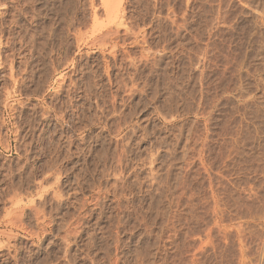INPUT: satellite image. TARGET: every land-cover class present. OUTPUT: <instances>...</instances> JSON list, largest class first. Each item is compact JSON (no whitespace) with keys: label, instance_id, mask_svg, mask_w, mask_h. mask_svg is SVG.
<instances>
[{"label":"rangeland","instance_id":"obj_1","mask_svg":"<svg viewBox=\"0 0 264 264\" xmlns=\"http://www.w3.org/2000/svg\"><path fill=\"white\" fill-rule=\"evenodd\" d=\"M0 23V264H264V0Z\"/></svg>","mask_w":264,"mask_h":264},{"label":"bare ground","instance_id":"obj_2","mask_svg":"<svg viewBox=\"0 0 264 264\" xmlns=\"http://www.w3.org/2000/svg\"><path fill=\"white\" fill-rule=\"evenodd\" d=\"M30 2H31V0H30ZM37 2V1H36ZM249 2V1H248ZM104 4L106 5L107 4V2L105 1L104 2ZM241 4V3H240ZM258 3H256V5H257ZM69 5V4H68ZM93 6V5H92ZM222 6V5H221ZM253 6V5H252ZM225 7V6H224ZM263 6H261V8H262ZM19 8V7H18ZM45 8V7H44ZM259 8V7H258ZM36 9V8H35ZM57 9V8H56ZM109 9V8H108ZM110 9H113V8H111L110 7ZM25 10V9H24ZM95 10V9H94ZM197 10V9H196ZM195 10V11H196ZM107 11V10H106ZM110 11H112V10H110ZM109 10H108V12H110ZM225 11V10H224ZM96 12V11H95ZM214 13V12H213ZM36 14V13H35ZM47 14V13H46ZM109 14V13H108ZM237 14V13H236ZM229 15V14H228ZM17 16V15H16ZM201 17V16H200ZM245 18V17H244ZM70 19V18H69ZM204 19V18H203ZM223 19H224V17H223ZM208 21V20H207ZM228 21V20H227ZM249 22H251V21H249ZM40 23V22H39ZM204 23V22H203ZM223 23V22H222ZM241 23V22H240ZM1 24V23H0ZM228 24V23H227ZM213 25V24H212ZM66 27V26H65ZM240 27V26H239ZM254 27V26H253ZM22 28V27H21ZM64 28V27H63ZM207 30V29H206ZM228 30V29H227ZM23 31V30H22ZM196 31V30H195ZM220 31V30H219ZM218 31V32H219ZM45 33V32H44ZM32 35V34H31ZM37 35V34H36ZM192 35V34H191ZM194 35V34H193ZM253 35V34H252ZM27 36V35H26ZM200 36V35H199ZM223 36V35H222ZM264 36V35H263ZM177 37V36H176ZM193 37V36H192ZM201 37V36H200ZM228 37V36H227ZM241 37V36H240ZM9 38V37H8ZM47 38V37H46ZM52 39V38H51ZM59 39H61V38H59ZM63 39V38H62ZM230 39V38H229ZM216 41V40H215ZM253 41V40H252ZM18 42V41H17ZM28 42V41H27ZM31 42V41H30ZM186 42V41H185ZM227 42V41H226ZM258 42V41H257ZM26 43V42H25ZM34 43V42H33ZM60 43V42H59ZM261 43V42H260ZM38 44V43H37ZM185 44V43H184ZM211 44V43H210ZM263 45V44H262ZM260 48H261V46H260ZM6 49V48H5ZM31 50V49H30ZM33 50V49H32ZM201 50V49H200ZM234 50V49H233ZM264 50V49H263ZM203 51V50H202ZM236 51V50H235ZM244 51V50H243ZM45 52H47V51H45ZM11 53V52H10ZM7 54V53H6ZM49 54V53H48ZM126 54V53H125ZM244 54V53H243ZM9 55V54H8ZM6 56V55H5ZM21 56V55H20ZM231 56V55H230ZM127 58V57H126ZM192 58V57H191ZM228 58V57H227ZM24 59V58H23ZM243 59H245V58H243ZM159 60V59H158ZM187 60V59H186ZM258 60V59H257ZM1 61V60H0ZM210 62V61H209ZM175 63V62H174ZM250 63V62H249ZM24 64V63H23ZM108 64V63H107ZM135 64V63H134ZM219 64V63H218ZM4 65V64H3ZM21 65V64H20ZM133 65V64H132ZM210 65V64H209ZM234 65V64H233ZM208 66V65H207ZM5 68V67H4ZM10 68H12V67H10ZM108 68V67H107ZM22 69V68H21ZM45 69V68H44ZM239 69V68H238ZM37 70V69H36ZM181 70V69H180ZM11 71V70H10ZM25 71V70H24ZM225 71V70H224ZM246 71V70H245ZM13 72V71H12ZM34 72V71H33ZM18 73V72H17ZM20 73V72H19ZM109 74V73H108ZM121 74V73H120ZM123 74V73H122ZM192 74V73H191ZM11 75H13V73H11ZM252 75V74H251ZM37 76H39V75H37ZM224 76V75H223ZM159 77V76H158ZM181 78V77H180ZM211 78V77H210ZM261 78V77H260ZM12 79V78H11ZM32 79V78H31ZM112 79V78H111ZM117 79V78H116ZM120 79V78H119ZM124 79V78H123ZM238 79V78H237ZM240 79H242V78H240ZM15 80H16V78H15ZM40 80V79H39ZM44 81V80H43ZM219 81V80H218ZM243 81V80H242ZM13 82V81H12ZM88 82V81H87ZM166 82V81H165ZM241 81H239V83H240ZM19 83V82H18ZM96 83V82H95ZM169 83V82H168ZM199 83H200V81H199ZM237 83V82H236ZM246 83V82H245ZM97 84V83H96ZM231 84V83H230ZM165 85V84H164ZM204 85V84H203ZM209 85V84H208ZM216 85V84H215ZM242 85V84H241ZM15 86V85H14ZM92 86V85H91ZM178 86V85H177ZM27 87V86H26ZM156 87V86H155ZM194 87V86H193ZM221 87V86H220ZM224 87H226V86H224ZM160 88V87H159ZM209 88V87H208ZM23 89V88H22ZM193 89V88H192ZM228 89V88H227ZM157 91V90H156ZM195 91V90H194ZM205 91V90H204ZM98 94V93H97ZM186 94V93H185ZM191 94V93H190ZM91 95V94H90ZM188 96V95H187ZM200 96V95H199ZM217 96V95H216ZM96 97V96H95ZM173 97V96H172ZM198 98V97H197ZM194 99V98H193ZM259 99V98H258ZM129 100V99H128ZM127 100V101H128ZM170 100V99H169ZM261 100V99H260ZM130 101V100H129ZM173 101V100H172ZM215 101V100H214ZM255 101V100H254ZM258 101V100H257ZM71 102V101H70ZM253 102V101H252ZM56 103V102H55ZM66 103V102H65ZM63 104V103H62ZM168 104H170V103H168ZM167 104V105H168ZM257 104V103H256ZM255 105V104H254ZM116 106V105H115ZM170 106H171V104H170ZM256 106V105H255ZM52 107V106H51ZM69 107V106H68ZM260 107V106H259ZM88 109V108H87ZM136 109V108H135ZM116 110V109H115ZM176 110V109H175ZM47 112V111H46ZM50 112V111H49ZM59 112V111H58ZM118 112V111H117ZM186 112V111H185ZM60 113H61V111H60ZM126 113V112H125ZM118 114V113H117ZM122 114V113H121ZM120 115V114H119ZM29 116V115H28ZM115 116V115H114ZM118 116V115H117ZM93 117V116H92ZM253 119V118H252ZM28 122H29V120H27ZM36 122V121H35ZM25 126V125H24ZM81 128V127H80ZM193 130V129H192ZM259 130V129H258ZM49 132V131H48ZM112 132V131H111ZM63 133V132H62ZM147 134V133H146ZM61 135V134H60ZM47 136V135H46ZM44 137V136H43ZM60 137V136H59ZM142 137V136H141ZM144 138V137H143ZM107 140V139H106ZM255 140V139H254ZM60 142V141H59ZM64 142V141H63ZM53 143V142H52ZM47 144V143H46ZM96 144H97V142H96ZM42 145V144H41ZM56 145V144H55ZM70 145V144H69ZM95 145V144H94ZM43 146V145H42ZM105 146V145H104ZM110 149V148H109ZM52 150V149H51ZM107 150V149H106ZM41 151V150H40ZM62 151V150H61ZM42 152V151H41ZM45 153V152H44ZM106 153V152H105ZM73 154H74V152H73ZM70 155V154H69ZM120 155V154H119ZM129 155V154H128ZM250 156V155H249ZM66 157V156H65ZM64 157V158H65ZM82 157V156H81ZM112 157V156H111ZM52 158V157H51ZM114 158V157H113ZM33 159V158H32ZM44 159V158H43ZM259 159V158H258ZM53 160V159H52ZM55 160V159H54ZM60 160H62V159H60ZM45 161V160H44ZM47 162V161H46ZM261 163V162H260ZM53 165V164H52ZM62 165V164H61ZM239 165V164H238ZM42 167V166H41ZM54 167V166H53ZM21 168V167H20ZM103 169V168H102ZM61 171V170H60ZM66 171V170H65ZM33 172V171H32ZM21 173H22V171H21ZM185 182V181H184ZM187 182V181H186ZM188 183V182H187ZM182 185V184H181ZM188 185V184H187ZM186 188V187H185ZM178 194H180V193H178ZM177 195V194H176ZM189 195V194H188ZM187 195V196H188ZM174 196H175V194H174ZM174 198V197H173ZM179 201V200H178ZM238 201V200H237ZM252 202V201H251ZM239 205V204H238ZM245 205V204H244ZM59 206V205H58ZM257 209V208H256ZM244 210H245V208H244ZM249 211V210H248ZM261 212H262V210H261ZM262 214V213H261ZM199 215V214H198ZM256 215V214H255ZM257 215H258V213H257ZM201 216V215H200ZM205 216V215H204ZM249 216V215H248ZM262 217H264V216H262ZM254 218V217H253ZM144 223V222H143ZM76 225V224H75ZM73 226V225H72ZM239 227V226H238ZM243 227V226H242ZM75 228V227H74ZM240 228H241V226H240ZM241 230V229H240ZM71 231V230H70ZM73 231V230H72ZM224 231V230H223ZM244 232V231H243ZM70 234V233H69ZM239 235V234H238ZM12 237V236H11ZM242 237V236H241ZM246 238V237H245ZM240 241V240H239ZM244 243V242H243ZM2 244V243H1ZM4 244V243H3ZM8 244V243H7ZM15 246V245H14ZM42 246V245H41ZM0 247H1V245H0ZM231 247V246H230ZM248 247V246H247ZM17 249V248H16ZM245 251V250H244ZM242 252V251H241ZM17 253V252H16ZM245 254V253H244ZM12 257V256H11ZM245 257V256H244ZM19 260V259H18ZM244 262V261H243ZM251 263V262H250ZM256 263V262H255ZM45 264H46V262H45Z\"/></svg>","mask_w":264,"mask_h":264}]
</instances>
